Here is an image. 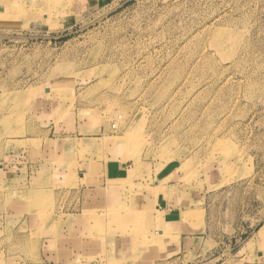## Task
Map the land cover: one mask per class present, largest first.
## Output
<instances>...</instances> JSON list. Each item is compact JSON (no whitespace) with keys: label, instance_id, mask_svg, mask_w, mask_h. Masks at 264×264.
<instances>
[{"label":"rangeland","instance_id":"1","mask_svg":"<svg viewBox=\"0 0 264 264\" xmlns=\"http://www.w3.org/2000/svg\"><path fill=\"white\" fill-rule=\"evenodd\" d=\"M48 1L0 0V264H264V0Z\"/></svg>","mask_w":264,"mask_h":264},{"label":"crops","instance_id":"2","mask_svg":"<svg viewBox=\"0 0 264 264\" xmlns=\"http://www.w3.org/2000/svg\"><path fill=\"white\" fill-rule=\"evenodd\" d=\"M187 228H185V230H186ZM182 242H183V245H182V248L184 249H186V248H190L191 247V245H193L194 243H197L198 242V240H195L196 238L195 237H190V235L189 234H182ZM203 239V238H202ZM201 243V242H200Z\"/></svg>","mask_w":264,"mask_h":264},{"label":"bare ground","instance_id":"3","mask_svg":"<svg viewBox=\"0 0 264 264\" xmlns=\"http://www.w3.org/2000/svg\"><path fill=\"white\" fill-rule=\"evenodd\" d=\"M53 1H54V2H53ZM55 1H56V0H51V1H48V2H50V3H51V2L55 3ZM32 14H33V13H32ZM137 210H138V213H137V214H139V215H143V212H142L139 208H138ZM96 214H98V213H96ZM102 216H104V215L102 214ZM93 220H94V219H93ZM96 220H97V219H96ZM91 222H92V221H91ZM99 222H100V221H99ZM260 233L264 234V227L260 230ZM262 234H261V235H262Z\"/></svg>","mask_w":264,"mask_h":264}]
</instances>
